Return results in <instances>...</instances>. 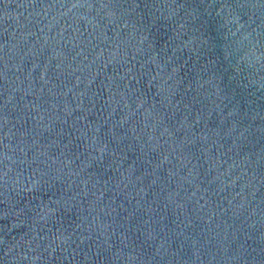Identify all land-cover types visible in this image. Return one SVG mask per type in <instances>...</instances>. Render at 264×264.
<instances>
[{
	"label": "water",
	"instance_id": "1",
	"mask_svg": "<svg viewBox=\"0 0 264 264\" xmlns=\"http://www.w3.org/2000/svg\"><path fill=\"white\" fill-rule=\"evenodd\" d=\"M0 264H264V0H0Z\"/></svg>",
	"mask_w": 264,
	"mask_h": 264
}]
</instances>
